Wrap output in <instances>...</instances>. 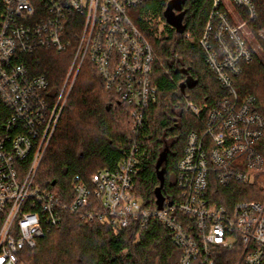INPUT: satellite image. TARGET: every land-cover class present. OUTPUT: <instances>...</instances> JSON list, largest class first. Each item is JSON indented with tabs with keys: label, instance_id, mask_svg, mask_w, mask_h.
Listing matches in <instances>:
<instances>
[{
	"label": "built area",
	"instance_id": "2783aa9c",
	"mask_svg": "<svg viewBox=\"0 0 264 264\" xmlns=\"http://www.w3.org/2000/svg\"><path fill=\"white\" fill-rule=\"evenodd\" d=\"M148 1L2 0L0 108L6 115L0 116V264H19L20 251L34 247L63 214L119 230L132 227L137 236L156 221L180 251L177 264H217L222 252L238 256L237 264H264V193L257 201L218 202L221 189L232 182L253 183L264 167L257 150L263 121L253 112L252 100L238 102L233 90L242 66L256 53L248 40L254 4L211 2L199 45L228 96L208 111L203 130L187 135L176 166L178 198L164 199L158 210L144 207L134 196V179L144 157L139 136L157 89L152 84V48L129 12ZM79 20L76 51L51 104L48 82L32 76L21 56L39 48L64 52L70 44L68 24ZM257 35L264 39L263 30ZM84 58L97 70L105 89L131 109L132 135L114 171L95 173L90 188L73 178L72 196L63 200L36 184V175ZM184 107L194 116L200 112L187 100Z\"/></svg>",
	"mask_w": 264,
	"mask_h": 264
},
{
	"label": "trees",
	"instance_id": "16d2710c",
	"mask_svg": "<svg viewBox=\"0 0 264 264\" xmlns=\"http://www.w3.org/2000/svg\"><path fill=\"white\" fill-rule=\"evenodd\" d=\"M169 1L149 0L129 12L154 56L152 84L157 89V99L145 112L139 136L144 157L134 179V196L149 209L156 207L154 192L157 188L165 200L173 202L178 198L175 173L186 137L192 131L203 130L208 111L216 101L228 96L208 68L199 45L212 0H184L183 34L163 24V12ZM250 1L256 16L249 26L252 31L264 30V0ZM3 13L0 0V21ZM81 30L80 20L68 24L66 33L70 44L64 52L39 48L21 56L32 76L44 77L48 82L51 104L62 89ZM259 49V54L242 66L233 90L238 102L252 100L253 112L263 121L257 150L264 159V41H260ZM187 76L196 85L182 94L180 86ZM186 100L200 109L197 116L185 110ZM130 112L118 95L105 89L97 70L84 58L37 169L39 186L69 200L73 178H80L90 188V179L95 173L114 171L132 135ZM1 113L0 116L6 115L2 108ZM258 174L260 178L251 184L232 182L221 189L218 202L259 200L264 193V167ZM179 257L180 251L172 244L168 231L156 221H151L137 236L132 227L119 230L63 214L59 224L37 239L34 247L20 251L19 264H177ZM238 259L232 253L222 252L217 264H237Z\"/></svg>",
	"mask_w": 264,
	"mask_h": 264
},
{
	"label": "water",
	"instance_id": "95a60500",
	"mask_svg": "<svg viewBox=\"0 0 264 264\" xmlns=\"http://www.w3.org/2000/svg\"><path fill=\"white\" fill-rule=\"evenodd\" d=\"M184 0H170L163 12V18L165 24L175 30L177 34H183L185 31V25L182 24V6ZM182 74L186 75L184 71H181ZM196 85V82L193 81L189 76L186 77L184 83L180 86L181 93L184 94L185 89H192ZM54 185V182L51 183ZM156 199V207L158 210L162 208L164 197L161 194L160 188H157L154 192Z\"/></svg>",
	"mask_w": 264,
	"mask_h": 264
},
{
	"label": "rangeland",
	"instance_id": "374dc122",
	"mask_svg": "<svg viewBox=\"0 0 264 264\" xmlns=\"http://www.w3.org/2000/svg\"><path fill=\"white\" fill-rule=\"evenodd\" d=\"M163 24H165V23H163ZM161 27H162V23L160 24V29H161ZM250 30H251V28H250ZM249 30V31H250ZM260 30H263V29H260ZM264 31V30H263ZM248 40H249V42H250V44L252 45V47L254 48V50H255V54L257 55V54H259V43H260V41H264V39H261L258 35H257V31H252L251 30V34H249V36H248ZM77 68H78V66H76ZM69 71V70H68ZM67 74H68V72L66 73V76H65V79H66V77H67ZM64 84V83H63ZM65 96H66V94H67V92H68V87H66L65 88ZM259 174H256L255 175V179H258V178H260L259 176H258ZM259 181V180H258ZM36 184H38L37 183V180H36ZM39 185V184H38Z\"/></svg>",
	"mask_w": 264,
	"mask_h": 264
}]
</instances>
